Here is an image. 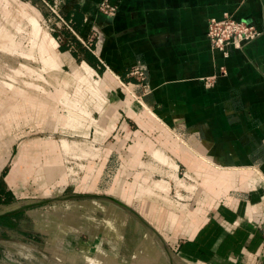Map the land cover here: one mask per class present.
Instances as JSON below:
<instances>
[{
	"label": "crops",
	"instance_id": "obj_1",
	"mask_svg": "<svg viewBox=\"0 0 264 264\" xmlns=\"http://www.w3.org/2000/svg\"><path fill=\"white\" fill-rule=\"evenodd\" d=\"M102 1L39 0L54 42L45 67H60L58 49L65 66L81 64L80 80L102 75L89 169L72 190L60 148L78 144L29 139L27 124L10 131L13 151L0 161V206L9 210L0 216L25 206L48 251L70 260L76 247L95 256L122 243L124 216L108 202L125 201L173 251L156 264H264V0H107L114 14L93 13ZM225 14L262 31L227 57L207 38L208 20ZM28 18L40 35L36 16ZM136 65L143 82L131 74ZM29 188L44 195L30 197Z\"/></svg>",
	"mask_w": 264,
	"mask_h": 264
},
{
	"label": "rangeland",
	"instance_id": "obj_2",
	"mask_svg": "<svg viewBox=\"0 0 264 264\" xmlns=\"http://www.w3.org/2000/svg\"><path fill=\"white\" fill-rule=\"evenodd\" d=\"M28 14L38 19V26L41 25L42 28L40 35H35L33 28L36 22L29 21ZM47 15V8L39 0H32L31 3L30 0H0V161L5 160L6 155L13 151L9 140L13 141L16 132L11 134L10 131H18L22 125L27 124L29 139L53 137L61 145L62 140L66 139L74 148L75 144L79 146L70 152L60 148L62 168L68 178V187L73 190L80 185V178L85 170L89 169L85 160L92 156L91 145L86 142L94 138L89 132L91 115L95 113L98 119L96 112H102L105 94L95 83V80L101 82V74H93L94 80L90 78L92 84L87 79L80 80L75 71L84 73L81 64L67 63L65 66L66 58L58 49L56 56L60 67H45V60L52 56L51 50L54 48L49 26L43 18ZM11 41L15 47L11 50L4 49L11 46ZM40 45L43 47V54L40 52ZM5 80L15 84L16 88L23 89V93L10 90L14 85ZM97 86L101 90L100 100L95 95ZM69 112H72L75 120L69 117ZM22 191L30 197L44 195L38 188ZM108 204L121 210L125 223L121 238H118L119 241L122 239V243L119 246H104V254H109L107 261L101 263V258L106 256L102 253L94 256L90 247L86 250L92 252L91 255L76 247L75 255L70 260L66 254L54 257L52 251H48L51 247L49 238L43 233L45 230L37 227L35 217L28 215L25 207L18 211L17 226L0 225V264H156L160 256L167 260L172 258L173 251L169 248L166 237L159 230L150 228L138 211L132 212L131 203L119 201L115 204L109 201ZM7 207L0 206V214L9 210ZM30 208L38 209L39 206L31 205ZM148 254L150 257H147ZM96 255V260H90L92 263L88 261L89 256L94 258ZM172 263L175 264L174 261ZM158 264H163V259Z\"/></svg>",
	"mask_w": 264,
	"mask_h": 264
},
{
	"label": "built area",
	"instance_id": "obj_3",
	"mask_svg": "<svg viewBox=\"0 0 264 264\" xmlns=\"http://www.w3.org/2000/svg\"><path fill=\"white\" fill-rule=\"evenodd\" d=\"M52 12L60 18L57 7H52ZM117 7L107 0H103L93 8V13H105L112 15ZM262 31L253 23L245 19H237L225 14L221 18H210L207 25V38L212 48L219 50L225 57L229 55L230 47L241 48L246 44L260 37ZM90 49V44H87ZM131 74L143 82L146 80V72L143 68L136 65L132 68Z\"/></svg>",
	"mask_w": 264,
	"mask_h": 264
},
{
	"label": "trees",
	"instance_id": "obj_4",
	"mask_svg": "<svg viewBox=\"0 0 264 264\" xmlns=\"http://www.w3.org/2000/svg\"><path fill=\"white\" fill-rule=\"evenodd\" d=\"M6 203H10V202H6ZM18 214H19V212L0 216V225L11 226V227L17 226L18 225V221H17L18 220Z\"/></svg>",
	"mask_w": 264,
	"mask_h": 264
},
{
	"label": "water",
	"instance_id": "obj_5",
	"mask_svg": "<svg viewBox=\"0 0 264 264\" xmlns=\"http://www.w3.org/2000/svg\"><path fill=\"white\" fill-rule=\"evenodd\" d=\"M21 208H25V206L21 207Z\"/></svg>",
	"mask_w": 264,
	"mask_h": 264
}]
</instances>
